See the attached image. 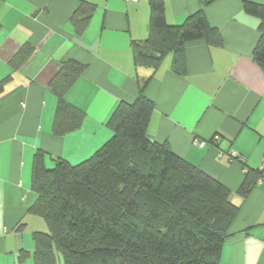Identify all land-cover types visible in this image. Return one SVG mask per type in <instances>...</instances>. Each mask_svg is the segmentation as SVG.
<instances>
[{"label":"crops","instance_id":"0c3cea01","mask_svg":"<svg viewBox=\"0 0 264 264\" xmlns=\"http://www.w3.org/2000/svg\"><path fill=\"white\" fill-rule=\"evenodd\" d=\"M83 1L96 8L79 35L70 18ZM245 1L264 3L166 0L170 24L202 9L223 37L221 45L188 44L181 76L172 53L156 71L135 64L132 43L149 35L150 0H0V80L12 74L0 95V264H34L32 256L20 262L19 252L32 253L33 234L49 230L29 211L37 199L35 153L46 151L47 167L60 157L73 164L88 158L111 138L106 123L116 105L135 101L142 84L154 103L149 137L218 179L239 207L220 264H264V178L247 195L239 192L246 173L264 161V69L253 59L260 19ZM26 43L36 50L13 69L9 60ZM69 57L86 66L67 96L86 116L79 129L57 137L49 84Z\"/></svg>","mask_w":264,"mask_h":264},{"label":"trees","instance_id":"16d2710c","mask_svg":"<svg viewBox=\"0 0 264 264\" xmlns=\"http://www.w3.org/2000/svg\"><path fill=\"white\" fill-rule=\"evenodd\" d=\"M245 10L260 19L253 59L264 69V3L245 1ZM166 0H150L149 35L132 43L135 64L157 70L172 53V69L186 74L187 45L223 44L202 9L181 25L166 17ZM95 4L83 1L70 22L77 34L88 26ZM36 48L21 45L9 60L21 68ZM72 57L50 81L56 107L52 132L57 137L79 129L86 112L68 99L85 70ZM0 80V95L11 80ZM140 85L133 102L120 101L106 126L112 136L91 156L73 164L57 158L45 163L46 151L34 156L31 187L37 199L30 212L43 216L49 230L33 234V252L18 260L34 264H220L223 245L239 207L231 190L197 165L175 153L168 142L149 137L154 103ZM264 170L249 171L239 190L247 195Z\"/></svg>","mask_w":264,"mask_h":264},{"label":"built area","instance_id":"2783aa9c","mask_svg":"<svg viewBox=\"0 0 264 264\" xmlns=\"http://www.w3.org/2000/svg\"><path fill=\"white\" fill-rule=\"evenodd\" d=\"M202 143H203V142H202ZM233 154H234V156H238V154H237L236 152H234ZM263 170H264V161H263ZM261 178H262V179L264 178V173H263V176H262ZM261 178H260V179H261Z\"/></svg>","mask_w":264,"mask_h":264},{"label":"rangeland","instance_id":"374dc122","mask_svg":"<svg viewBox=\"0 0 264 264\" xmlns=\"http://www.w3.org/2000/svg\"><path fill=\"white\" fill-rule=\"evenodd\" d=\"M79 162H80V161H79ZM52 166H53V165H52ZM52 166H51V167H52Z\"/></svg>","mask_w":264,"mask_h":264}]
</instances>
